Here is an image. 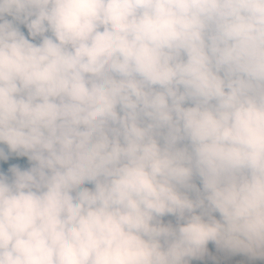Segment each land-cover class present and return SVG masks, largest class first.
<instances>
[{"label": "clouds", "instance_id": "clouds-1", "mask_svg": "<svg viewBox=\"0 0 264 264\" xmlns=\"http://www.w3.org/2000/svg\"><path fill=\"white\" fill-rule=\"evenodd\" d=\"M212 245L264 261V0H0V264Z\"/></svg>", "mask_w": 264, "mask_h": 264}, {"label": "trees", "instance_id": "trees-1", "mask_svg": "<svg viewBox=\"0 0 264 264\" xmlns=\"http://www.w3.org/2000/svg\"><path fill=\"white\" fill-rule=\"evenodd\" d=\"M22 30L25 31L26 29ZM26 161V158H22ZM25 167L29 166L27 163L24 165ZM212 258L205 257L203 260L192 261L191 264H264V261L256 260L251 261L248 257L241 254H231L227 253L223 250H216L215 246H211Z\"/></svg>", "mask_w": 264, "mask_h": 264}]
</instances>
